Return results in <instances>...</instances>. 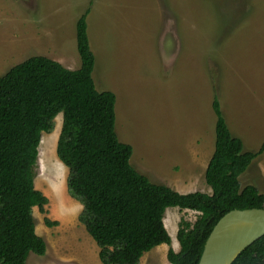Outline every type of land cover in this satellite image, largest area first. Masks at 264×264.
Returning <instances> with one entry per match:
<instances>
[{"label": "rangeland", "instance_id": "rangeland-1", "mask_svg": "<svg viewBox=\"0 0 264 264\" xmlns=\"http://www.w3.org/2000/svg\"><path fill=\"white\" fill-rule=\"evenodd\" d=\"M88 10L96 88L116 94V131L133 147L138 172L182 194H212L205 174L215 150V95L245 152L261 149L264 0H0V77L37 56L79 70L77 22ZM62 126L59 115L53 133L43 136L36 168V189L49 199L44 213L34 209L47 253L31 254L27 264H102L57 156ZM240 181L264 194V154ZM198 216L168 211L177 251L180 220L195 223ZM46 219L58 225L47 227ZM167 256L146 254L141 264H171Z\"/></svg>", "mask_w": 264, "mask_h": 264}, {"label": "trees", "instance_id": "trees-1", "mask_svg": "<svg viewBox=\"0 0 264 264\" xmlns=\"http://www.w3.org/2000/svg\"><path fill=\"white\" fill-rule=\"evenodd\" d=\"M88 10L77 22L81 68L63 67L47 57H32L0 77V264H27L45 256L47 244L36 230L34 209L45 212L49 199L35 186L44 134L63 116L57 156L68 168V191L82 206L80 223L96 242L102 264H141L144 256L168 245L171 264H199L219 221L234 210L264 209L257 187L240 178L264 154L245 152L233 136L217 95L215 153L205 179L212 194H182L154 184L131 164L134 149L116 131L117 96L96 88V56L88 34ZM199 213L182 219L176 253L166 227L167 211ZM47 227L57 222L46 219ZM233 264H264V237Z\"/></svg>", "mask_w": 264, "mask_h": 264}, {"label": "water", "instance_id": "water-1", "mask_svg": "<svg viewBox=\"0 0 264 264\" xmlns=\"http://www.w3.org/2000/svg\"><path fill=\"white\" fill-rule=\"evenodd\" d=\"M263 237L264 209L231 211L214 228L199 264H233Z\"/></svg>", "mask_w": 264, "mask_h": 264}, {"label": "crops", "instance_id": "crops-1", "mask_svg": "<svg viewBox=\"0 0 264 264\" xmlns=\"http://www.w3.org/2000/svg\"><path fill=\"white\" fill-rule=\"evenodd\" d=\"M235 89V86H234V88H233V110H234V108H235V111H236V102H238L239 101V97L238 96H236L237 95V91L236 90H234ZM214 102V101H213ZM212 107H213V104H212ZM222 108V107H221ZM214 111V110H213ZM223 112V111H222ZM214 114H215V112H214ZM224 115V114H223ZM215 117H216V126H217V116L215 115ZM216 126H215V133H216ZM215 144H216V142H215ZM214 153H215V150H214V152L212 153V157H213V155H214ZM212 157H211V159H212ZM210 159V160H211ZM210 162V161H209ZM209 165V164H208ZM208 168V167H207ZM149 178V177H148ZM179 192V191H178ZM181 193V192H180ZM176 209H178V208H176ZM178 210H180V209H178ZM168 211H170V209L168 210ZM168 211H167V213H168ZM186 211H188V210H185V212ZM180 222H181V220H180ZM166 227H167V223H166ZM167 229H168V227H167ZM179 230V229H178ZM168 232L170 233V231H169V229H168ZM176 231H173V233H175ZM176 234V233H175ZM178 234V233H177ZM170 235H171V233H170ZM172 236V235H171ZM173 237V236H172ZM173 239H174V237H173ZM178 243H179V241H178ZM179 246H180V244H179ZM172 248H173V250L176 252V253H179L180 251H181V246H180V251H177V247H176V245H175V242L172 240V246H171ZM165 250H167V253L169 252V250H170V247L168 246V245H162V246H159L158 248H156V249H154L153 251H151L150 253H148L147 255H152L153 256V259H158V256H160V258L162 257V253L165 251Z\"/></svg>", "mask_w": 264, "mask_h": 264}, {"label": "bare ground", "instance_id": "bare-ground-1", "mask_svg": "<svg viewBox=\"0 0 264 264\" xmlns=\"http://www.w3.org/2000/svg\"><path fill=\"white\" fill-rule=\"evenodd\" d=\"M58 134V133H57ZM53 136H55V135H53ZM58 138V137H57ZM70 203V202H69ZM69 205V204H68ZM70 206V205H69ZM178 236V235H177Z\"/></svg>", "mask_w": 264, "mask_h": 264}]
</instances>
